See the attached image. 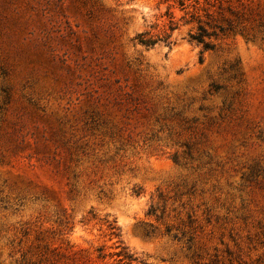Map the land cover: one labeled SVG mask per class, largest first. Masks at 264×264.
<instances>
[{
  "label": "rangeland",
  "instance_id": "1",
  "mask_svg": "<svg viewBox=\"0 0 264 264\" xmlns=\"http://www.w3.org/2000/svg\"><path fill=\"white\" fill-rule=\"evenodd\" d=\"M198 1L0 0V264H264V0Z\"/></svg>",
  "mask_w": 264,
  "mask_h": 264
},
{
  "label": "trees",
  "instance_id": "2",
  "mask_svg": "<svg viewBox=\"0 0 264 264\" xmlns=\"http://www.w3.org/2000/svg\"><path fill=\"white\" fill-rule=\"evenodd\" d=\"M166 1L174 2L178 4V6H180L182 9L188 8V6H190L188 3L190 2L194 3V5H192L194 7L195 5L199 4L198 0H166ZM219 29L222 33L227 31L225 30V28H219ZM209 36H211V34H208L207 29L203 25H199L197 33L192 34L190 37H191V40L196 41L199 44H202L205 50L214 49L213 45L206 42V38ZM136 39H138L140 44L147 46V47L154 45L157 41V40L153 41L151 39H146L143 34L138 35ZM119 257H121L119 261L122 262L123 264H131L133 261L136 260L133 257V255L129 254L126 251L122 252V254H120Z\"/></svg>",
  "mask_w": 264,
  "mask_h": 264
}]
</instances>
